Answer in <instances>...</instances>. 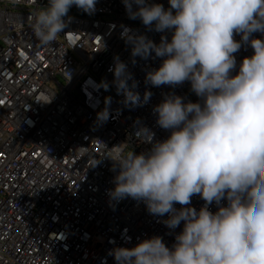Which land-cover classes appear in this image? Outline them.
Returning <instances> with one entry per match:
<instances>
[{"label":"built area","instance_id":"built-area-1","mask_svg":"<svg viewBox=\"0 0 264 264\" xmlns=\"http://www.w3.org/2000/svg\"><path fill=\"white\" fill-rule=\"evenodd\" d=\"M45 2L13 7L0 0V264H115L110 249L152 235L171 246L183 221L170 229L163 223L167 214H150L142 201L112 199L115 171L107 156L121 143L139 153L169 135L152 110L164 94L199 99L187 80L146 83L145 73L162 58L132 56L122 36L127 28L159 42L170 33L129 18L122 0H94L91 12L70 6L65 28L40 46L28 21ZM155 2L169 7L168 0ZM252 51L242 42L233 53L237 66ZM114 57L131 74L128 83L135 81L141 98L135 105H125L112 83ZM146 90L151 95L144 101ZM105 108L107 119L98 120ZM141 127L149 140L140 137ZM204 203L199 194L190 198L196 210Z\"/></svg>","mask_w":264,"mask_h":264},{"label":"clouds","instance_id":"clouds-1","mask_svg":"<svg viewBox=\"0 0 264 264\" xmlns=\"http://www.w3.org/2000/svg\"><path fill=\"white\" fill-rule=\"evenodd\" d=\"M7 2L15 7L24 0ZM122 3L129 18L170 33L153 42L123 30L132 56L162 58L145 82L174 86L187 80L199 99L164 94L152 110L169 135L146 151L121 143L107 155L115 171L112 199L142 201L150 214H167L163 223L170 229L183 221L171 246L152 235L109 254L115 264H264V0H168L167 8L155 0ZM73 5L94 10V0H46L32 10L28 26L40 46L55 41ZM242 42L253 51L237 66L233 53ZM110 70L125 105L140 102L125 63L114 57ZM150 95L146 90L144 101ZM107 115L101 109L97 119ZM138 133L150 139L143 127ZM193 194L205 202L199 210L190 206ZM213 202L215 211L208 207Z\"/></svg>","mask_w":264,"mask_h":264}]
</instances>
